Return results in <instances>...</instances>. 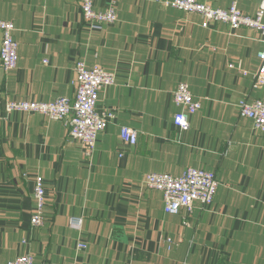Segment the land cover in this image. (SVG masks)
Listing matches in <instances>:
<instances>
[{
	"label": "crops",
	"instance_id": "crops-1",
	"mask_svg": "<svg viewBox=\"0 0 264 264\" xmlns=\"http://www.w3.org/2000/svg\"><path fill=\"white\" fill-rule=\"evenodd\" d=\"M80 3L0 0V19L14 24L18 44L17 67L0 66V264L26 254L34 264H264V134L237 109L242 99L264 102V86L253 87L261 36L223 24L204 29L199 15L155 0H118L116 21L92 30ZM260 3L237 0L248 16ZM110 5L94 1L97 11ZM77 61L115 75L97 104L115 117L91 158L63 122L4 111L8 101L73 99ZM182 83L201 102L184 131L173 124ZM121 127L136 131L133 146ZM188 167L215 173L214 203L168 216L161 193L143 180ZM36 178L45 206L33 227ZM71 217L82 219L80 231Z\"/></svg>",
	"mask_w": 264,
	"mask_h": 264
},
{
	"label": "built area",
	"instance_id": "built-area-1",
	"mask_svg": "<svg viewBox=\"0 0 264 264\" xmlns=\"http://www.w3.org/2000/svg\"><path fill=\"white\" fill-rule=\"evenodd\" d=\"M95 0H81L80 9L83 20L92 30H100L103 25L113 24L116 21L115 6L118 0H111V5L106 11H97L94 7ZM163 7L175 9L186 14L199 15L202 18L200 26L204 29L210 25L223 24L230 31L244 28L256 31L262 39L263 49L258 52L259 68L254 79V88L264 86V0L254 15L243 14L237 6V0H232L228 9L212 8L200 0H155ZM15 26L12 22L0 19V66L4 71H12L17 67L18 44L14 39ZM46 63L47 61H43ZM235 66L230 65L233 69ZM239 73H247L236 67ZM75 76L72 81L74 98L59 97L52 101H8L5 103L6 113H36L51 121L63 122L69 129L71 139L78 142L87 158H91L96 147L98 136L103 133L113 121V112L100 110L97 107L100 92L115 83V75L103 70L99 66L87 68L83 61H77L74 67ZM178 111L174 114L173 124L184 131L189 128L190 116L201 108V102L196 100L187 83L180 84L173 93L172 98ZM238 115L253 122V128L264 134V102L242 99L237 103ZM119 136L122 141L133 146L137 141L136 131L121 127ZM143 185L149 190L161 193L164 202L163 212L166 215H177L184 212L191 215L196 206L201 210L213 205L214 197L219 188L215 173L205 169L188 167L179 175L151 173L146 175ZM35 201L34 213L30 219L33 227L43 222L45 206V188L43 181L36 178L33 188ZM71 228L80 231L82 219L71 217ZM79 248L86 245L79 244ZM172 241L167 240V250L170 251ZM7 264H34L33 257L29 254L17 257Z\"/></svg>",
	"mask_w": 264,
	"mask_h": 264
}]
</instances>
